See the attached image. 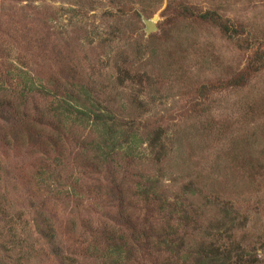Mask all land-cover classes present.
Returning <instances> with one entry per match:
<instances>
[{
	"label": "rangeland",
	"instance_id": "374dc122",
	"mask_svg": "<svg viewBox=\"0 0 264 264\" xmlns=\"http://www.w3.org/2000/svg\"><path fill=\"white\" fill-rule=\"evenodd\" d=\"M258 45L264 0H0V264H264V71L226 87ZM84 90L116 145L59 116Z\"/></svg>",
	"mask_w": 264,
	"mask_h": 264
},
{
	"label": "trees",
	"instance_id": "16d2710c",
	"mask_svg": "<svg viewBox=\"0 0 264 264\" xmlns=\"http://www.w3.org/2000/svg\"><path fill=\"white\" fill-rule=\"evenodd\" d=\"M180 7L182 12L189 13L190 17H197L203 22L217 26L229 39H236L245 48L255 46L256 43H251L245 37L246 32L242 25L235 26L230 18L212 10L196 11L192 6L182 5ZM253 48V57L246 70L238 74L235 79L228 81L226 87L243 88L250 82L252 76L264 71V49L260 45L256 49ZM84 92L85 94L80 93L78 97L75 94L60 97L56 108L59 116H63L65 120L74 118L75 122L79 120L82 123L91 124L99 134V143H101L102 149L116 145L115 143L119 142L122 137L127 136V131L121 128V124L110 110L93 101L87 90H84ZM90 102L91 104L87 105ZM132 137H134L133 140L137 138L136 134H133ZM110 154V151H102L101 155L106 160L110 157ZM240 244L242 243L232 238V236L228 239V243L213 244V247H208L202 254L199 253L201 258L199 257L198 264H245V251Z\"/></svg>",
	"mask_w": 264,
	"mask_h": 264
},
{
	"label": "water",
	"instance_id": "95a60500",
	"mask_svg": "<svg viewBox=\"0 0 264 264\" xmlns=\"http://www.w3.org/2000/svg\"><path fill=\"white\" fill-rule=\"evenodd\" d=\"M148 24H150V22H148Z\"/></svg>",
	"mask_w": 264,
	"mask_h": 264
}]
</instances>
